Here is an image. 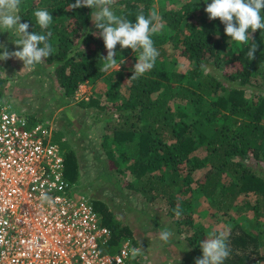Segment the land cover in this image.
Wrapping results in <instances>:
<instances>
[{"label": "trees", "instance_id": "16d2710c", "mask_svg": "<svg viewBox=\"0 0 264 264\" xmlns=\"http://www.w3.org/2000/svg\"><path fill=\"white\" fill-rule=\"evenodd\" d=\"M75 2L21 0L18 13L21 23L30 25V33L41 31L33 15L35 10L43 8L52 14L54 20L49 30L53 33L50 42L54 52L42 61L52 66L56 86L66 98L75 94L81 85L95 83L104 76L105 72H100L101 57L107 56L103 39L91 21L92 10L86 7L69 10L68 5ZM210 2L206 0L202 6L207 7ZM153 5L154 0H115L112 10L134 23L140 13L147 17ZM190 5L184 4L161 15L162 22L171 31L170 43L190 62V67L185 72H167L164 69L167 60L158 59L168 55L155 45L164 42L152 35L154 47L159 51L154 67L137 79H131L133 72L129 73V82L121 73L116 80L126 84L128 93L117 91L111 96L114 102L111 109L119 117L112 127L111 141L122 148L118 156L134 177L125 186L150 202H162L161 207L166 209L176 232L187 235L191 253L197 258L202 257V251L194 245L206 239L204 225H195L189 211L191 203L182 198L193 191L195 171L207 164L210 166L199 186L216 209V218L236 206L239 213L245 207L257 216L264 212V172L261 170L264 163V30L255 33L249 30L252 33L249 43L234 49L226 42L225 25L219 19L206 17H201L200 25L193 20L195 15ZM251 43L257 45L252 60L246 54ZM256 76L259 81H255ZM248 88L262 90L256 102L248 97ZM4 90L0 64V103ZM175 99L180 101L179 106L186 102L182 110H173L170 102ZM205 101L211 107L202 108ZM92 103L88 102L87 106ZM189 105L196 106L197 117L192 121L185 108ZM38 119L30 118L31 124ZM108 139L105 136L103 141L111 168L124 173L115 150L107 147ZM201 148L205 150L203 157L196 153ZM65 157V175L76 183L80 167L76 151L71 148ZM251 193L255 195L254 201L244 200L239 204L241 194ZM93 204L102 223L110 229L108 251H117L126 238L137 243L132 227L115 220L108 203L94 198ZM177 207L182 212L179 218L174 214ZM255 227L249 219L230 227L227 239L230 255L224 264H264V239ZM126 264L141 263L130 259Z\"/></svg>", "mask_w": 264, "mask_h": 264}, {"label": "rangeland", "instance_id": "374dc122", "mask_svg": "<svg viewBox=\"0 0 264 264\" xmlns=\"http://www.w3.org/2000/svg\"><path fill=\"white\" fill-rule=\"evenodd\" d=\"M205 1L154 0L153 10H156L161 16L167 10L180 9L184 4L192 3L190 6L195 15L193 20L201 25V17L210 20L205 12L206 7L202 6ZM162 24L163 27L160 31L153 35L159 37V40H163L164 43L157 42L155 45L160 51L162 49L166 52L164 54L168 56H161L158 60H167L164 65L167 72H185L191 64L173 48L169 35L171 31L163 22ZM249 34L252 35V33ZM16 38L12 31H7L1 33L0 42L9 51H15L18 50L13 44ZM226 42L234 49L242 46L237 42H230V37L226 38ZM115 51L119 56L118 63L123 59L125 61L120 69L117 67L105 72L102 78L90 84L91 87L82 85L75 94L68 98L64 97L58 90L52 73V66L46 65L43 61L35 65L34 68H24L23 62L16 59L0 61L2 76L5 79V90L1 103L11 106L29 118L37 117L45 125L52 126L53 139L63 148L65 154L71 148L76 151L80 166L79 178L76 182L79 194L92 202L94 198H98L108 203L111 210L114 211L115 220L132 227L137 243H134L132 239L130 240L133 247H141L142 253L136 257L130 255L131 259H135L141 264H194L196 258L191 253L192 247L189 245L187 235L176 232L175 227L167 217L166 209L163 210L161 207L162 202H150L142 194L125 186V183L134 177L125 169V161L118 156L122 148L117 147L111 141L112 127L119 121L118 113L111 109L114 104L111 96L117 91L122 94L128 93L126 84H119L116 80L121 73L125 74L128 82L130 81L129 73L133 72L139 53L133 52L131 49H121L119 45L116 46ZM259 80L260 78L256 76L255 81ZM261 91L257 88H248L247 95L256 102L262 94ZM88 102L92 104L87 106ZM178 102L180 101L177 99L170 102L174 111L182 110L183 103L186 104V102H182V106H179ZM99 105L104 106V109L99 108ZM209 107H211L209 101H205L202 105L204 109ZM185 108L189 113V121L194 120L197 117L196 106L189 105ZM105 136L109 137L107 147L115 150L124 173H118L111 168V163L104 149L103 140ZM196 153L203 157L205 150L201 148ZM261 165V170L264 172V163ZM209 168L210 166L207 164L194 172L193 191L182 197L191 203L189 211L192 213L195 225H204L207 238L211 232L223 231L225 228H230L235 222H243L249 219L256 226L255 228L261 231L264 239V212L257 216L252 209L245 207L242 213H239L236 206V208L232 207L223 217L216 218V209L211 207L209 200L199 186ZM67 179L69 178L67 177ZM225 181L228 182V179L226 178ZM244 200L254 201L255 195L252 193L249 195L241 194L238 199L239 204H243ZM219 213L218 216H220ZM250 227L249 225L248 228ZM162 230H168L172 233L167 243L159 239V233ZM203 240L196 241L194 246L200 247V242Z\"/></svg>", "mask_w": 264, "mask_h": 264}, {"label": "built area", "instance_id": "2783aa9c", "mask_svg": "<svg viewBox=\"0 0 264 264\" xmlns=\"http://www.w3.org/2000/svg\"><path fill=\"white\" fill-rule=\"evenodd\" d=\"M53 138L52 126L0 103V264H126L131 240L108 251L110 229L67 179Z\"/></svg>", "mask_w": 264, "mask_h": 264}, {"label": "clouds", "instance_id": "9594fccd", "mask_svg": "<svg viewBox=\"0 0 264 264\" xmlns=\"http://www.w3.org/2000/svg\"><path fill=\"white\" fill-rule=\"evenodd\" d=\"M115 0H76L68 5L69 10L86 7L91 9V21L102 37L107 56L101 57L103 64L100 72H108L125 63L124 59L118 63L116 46L121 49H131L138 52V58L133 67L131 79L149 72L155 65L159 51L154 47L152 35L163 27L162 17L156 10L150 11L146 17L143 13L136 16L135 22H131L123 16H118L112 10ZM21 0H0V33L12 31L17 38L13 43L18 50L9 51L4 44H0V61L16 59L23 62L24 68H34L45 58L50 57L54 48L50 42L53 33L49 30L53 23V16L46 9L35 10L33 15L40 32H29L30 25L21 23L20 11ZM264 0H211L207 3L205 12L210 20L219 19L224 25L225 34L230 37V42L248 44L251 40L249 30L255 33L264 30ZM7 30V31H3ZM95 35V33H94ZM218 38V36H217ZM257 45L251 43L247 57L255 58ZM23 68V69H24ZM22 69V70H23ZM41 199L51 202V198L41 194ZM177 218L182 215L181 209L174 210ZM230 228L209 233L208 237L200 242L202 257H197L194 264H224L230 255L227 239ZM172 233L162 230L159 239L167 243ZM131 242H129L130 244ZM132 257L142 253L141 247L130 248Z\"/></svg>", "mask_w": 264, "mask_h": 264}, {"label": "crops", "instance_id": "0c3cea01", "mask_svg": "<svg viewBox=\"0 0 264 264\" xmlns=\"http://www.w3.org/2000/svg\"><path fill=\"white\" fill-rule=\"evenodd\" d=\"M83 85H84V87H86L87 85H89V87H91L89 83H86V84H83ZM81 86H82V85H81ZM81 86H80V87H81ZM92 86H93V85H92ZM80 87H79V88H80Z\"/></svg>", "mask_w": 264, "mask_h": 264}]
</instances>
